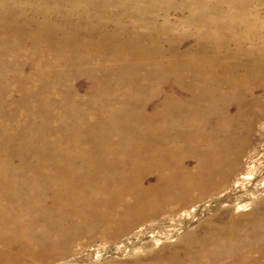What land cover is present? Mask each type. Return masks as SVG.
Instances as JSON below:
<instances>
[{"label": "bare ground", "instance_id": "1", "mask_svg": "<svg viewBox=\"0 0 264 264\" xmlns=\"http://www.w3.org/2000/svg\"><path fill=\"white\" fill-rule=\"evenodd\" d=\"M129 1L131 5L158 4V0ZM109 2L118 10L119 0H59L57 6L69 22L75 10L82 8L89 10V24L97 27L77 33L68 30L64 36L55 37L40 30L38 36L56 50L85 53L95 60L104 51L103 57L110 61H134L139 70L147 71L128 82L151 92L143 100L131 101L130 88L108 86L102 93L104 109L95 106L83 114L84 131L82 124L75 123V129L70 131L74 138H56L57 150L40 152L44 159L29 168L24 177L22 169L0 178V264H29L30 260L44 259L42 251L56 249L57 242L65 243L72 235L114 219H128L120 217H128L129 213L167 210L174 204L187 203L193 191L220 193L210 200L226 202L227 209L252 201L264 191V46L253 51L235 39L236 50L241 53L230 55L227 51L181 53L177 49L182 44L179 40L170 53L156 49L157 39H152L155 45L149 46L146 41L114 43V38L127 30L118 25L107 31L105 23L111 17L105 13V5ZM223 2L240 8L248 4L247 0H190L188 4L212 9ZM92 3L96 4L93 8L88 6ZM138 10L139 18L147 21L149 15L142 8ZM187 20L199 25L195 16ZM148 23L149 28L156 29L155 36L162 33V27H155L154 15L149 16ZM219 26L224 28L225 24ZM204 27L209 31V26ZM227 27L240 36L236 26ZM9 30L12 29L0 28V35L11 36ZM92 35H97L98 40ZM253 52L257 59L251 56ZM149 71L157 73L156 78L162 71L171 73L178 85L164 86L160 79L146 81ZM228 103L235 107L233 114ZM121 107L122 111H118ZM97 115V121L90 119ZM99 125L110 136H98ZM245 150L243 161L241 154ZM151 176L154 181L149 183ZM30 182L36 183L31 186ZM105 207L108 208L103 211ZM234 211H228L227 223L210 225L199 236L193 232L184 236V253L186 250L190 257L184 255L183 260L189 261L171 256L170 261L161 264H237L227 255L210 254L208 247L216 240L235 244L237 251L241 244L238 236L249 233V224L259 228L264 225V209L259 210L256 204L244 214ZM256 240L263 245L255 251H250L253 244L248 247L245 241V264L264 259V238ZM232 257L237 259L236 255Z\"/></svg>", "mask_w": 264, "mask_h": 264}, {"label": "rangeland", "instance_id": "2", "mask_svg": "<svg viewBox=\"0 0 264 264\" xmlns=\"http://www.w3.org/2000/svg\"><path fill=\"white\" fill-rule=\"evenodd\" d=\"M58 1H0V28L12 29L9 30L11 36L0 35V178H4L5 174L9 175V172L19 173L22 169L24 170L21 177H24L29 168L44 159H41L40 152L57 150L59 144L56 143V138H74L70 131L75 129V123L82 124L84 131L86 120H83V114L95 106L105 107L102 93L108 86L118 84L130 88L128 93L131 101L143 100L144 96L151 92L128 82L130 79L139 78V72L147 71L146 68L139 70L134 61L126 58L110 61L109 58L103 57L104 51H101L102 57L95 60L96 57L85 53L80 55L71 50H56L53 44H48L43 37L38 36L40 30L55 37L63 35V32L67 33L68 30L92 31L97 27L89 24V10L82 8L75 10L69 22L68 17L57 6ZM120 1L117 3L118 10L112 2L105 5V13L111 17L105 23L107 31L118 25L127 30L123 35L116 36L114 43L146 41L149 46L152 39H157L159 43L156 49L161 48L170 53L175 41L179 40L182 44L176 47L181 53L189 50L194 54L227 51L230 55L241 53L236 50L235 39L241 40L244 47L253 51L257 46H264V0H247V7L241 8L223 2L212 9L195 4L190 7V0H158L157 6L150 3L131 5L129 0ZM92 4L88 6L93 8L96 5ZM139 8H142L147 16L154 15L155 27H162V33L159 32L158 36H155L156 29L148 26L149 16L147 21L144 17L139 18ZM189 16L198 18L199 25L195 26L189 22ZM221 24H225V27L220 28ZM204 25L210 27L209 31ZM227 26H236V32L240 36ZM131 31L134 36L128 35ZM91 38L98 40L99 37L92 35ZM251 56L253 59L258 58L255 52ZM162 72L157 78V73L147 72L145 80L160 79L159 82L164 86L178 85L173 74ZM259 85L262 86L260 83ZM147 104L149 110L150 103ZM228 107L233 114L234 105L228 103ZM122 108L118 111H122ZM99 116L90 119L97 121ZM105 134L110 136L105 132V128L99 125L97 135ZM262 144L260 142V145ZM51 159L53 158H46L49 161L55 160ZM241 159H246V150L241 154ZM237 174L236 177L240 173ZM28 175H32L30 171ZM153 181L151 176L148 182ZM35 183L30 182L31 186ZM193 195L189 202L174 204L167 210L147 209L129 213L128 217H120L128 219H114L107 225L98 224L87 232L70 236L69 241L65 243L57 242L56 249L42 251L44 259L30 260L29 264H161L170 261L171 256L189 261L183 260L184 255L190 257L186 250L184 253L183 238L188 233L193 232L199 236L205 233L210 225L227 223L229 210H235V214H244L256 204L259 210L264 209V191L259 193L256 199L244 202L243 205L233 204L229 210L226 208V202L216 203L210 200L218 198L220 193L193 191ZM126 221L128 223L122 225ZM248 226L249 233L238 236V242L241 241V244L237 251H234L235 244L233 246L215 240L208 247L210 254L221 253L237 264H245L242 258L247 252L245 241H248V247L253 244L254 248L250 251H255L263 245V242L258 243L256 239L260 236L264 238V225L260 228L251 224ZM252 232L255 235H252ZM190 238L191 236L186 240L189 241ZM233 255H236L237 259L232 257ZM207 262L203 261L204 264H209ZM252 264H264V259Z\"/></svg>", "mask_w": 264, "mask_h": 264}]
</instances>
